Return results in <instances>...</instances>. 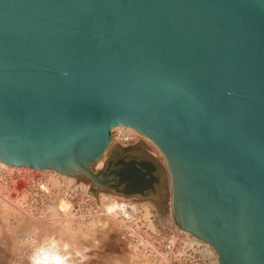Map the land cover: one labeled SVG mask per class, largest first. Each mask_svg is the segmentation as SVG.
I'll return each instance as SVG.
<instances>
[{"label":"water","instance_id":"obj_1","mask_svg":"<svg viewBox=\"0 0 264 264\" xmlns=\"http://www.w3.org/2000/svg\"><path fill=\"white\" fill-rule=\"evenodd\" d=\"M117 126L161 153L181 231L264 264V0H0V162L108 188Z\"/></svg>","mask_w":264,"mask_h":264},{"label":"rangeland","instance_id":"obj_2","mask_svg":"<svg viewBox=\"0 0 264 264\" xmlns=\"http://www.w3.org/2000/svg\"><path fill=\"white\" fill-rule=\"evenodd\" d=\"M149 145L140 138L128 147L112 140L99 168L96 162L89 167L104 182L120 159L152 162L155 181L140 195L124 197L114 183L106 188L77 177L69 181L52 170L24 168V180L11 192L13 206L0 212V264H32V252L48 246L65 255L66 264H212L175 224L166 164ZM100 194L133 199L135 210L128 216L107 213ZM65 202L69 208L59 210Z\"/></svg>","mask_w":264,"mask_h":264},{"label":"bare ground","instance_id":"obj_3","mask_svg":"<svg viewBox=\"0 0 264 264\" xmlns=\"http://www.w3.org/2000/svg\"><path fill=\"white\" fill-rule=\"evenodd\" d=\"M122 129H125L124 127L122 126H117L115 128L112 129L111 132H115V131H118V130H122ZM129 130L133 131L135 135H138V137L140 139H143L145 140L146 142H148L153 148H154V151H159L148 139H146L144 136H142L141 134L137 133L136 131L128 128ZM112 138L111 140L109 141L104 153H106V151L112 146ZM142 141V140H141ZM144 143V141H143ZM146 144V143H145ZM149 145V146H150ZM104 155V154H103ZM103 155L102 157L95 163L96 164V167L95 168H99L100 164H101V159L103 158ZM95 166V165H94ZM26 169V168H25ZM167 169V168H166ZM29 170V169H28ZM43 172V171H41ZM69 181H73L72 178H67ZM168 187H169V192H170V180H169V177H168ZM102 194V193H101ZM100 194V197L102 196L104 201H106L104 204L105 208H106V211H108L107 213H109V211H113V210H116L118 211L119 213H122L123 215L125 216H128L130 213H133V211L135 210V207L133 204V202H135L133 199H127V198H124V197H117V196H112L109 195L106 197V195H101ZM101 199V198H100ZM171 199V198H170ZM103 201V200H102ZM103 201V202H104ZM171 202V200H170ZM68 204L65 202V203H60V206H59V210H65L67 208ZM171 206V205H170ZM69 208V206H68ZM171 209V208H170ZM66 211V210H65ZM111 213V212H110ZM135 213V212H134ZM114 214V213H113ZM132 216V215H131ZM35 231V230H34ZM37 231V230H36ZM181 233L184 234L185 237L187 238H191L193 241L197 242L199 241L197 238H195L193 235L189 234V233H186V232H183L181 231ZM198 243V242H197ZM51 244V243H50ZM208 245V244H206ZM32 246V245H31ZM30 246V247H31ZM42 246V245H41ZM27 248V247H26ZM54 250V249H53ZM206 254L210 256V258L212 260H215L216 259V255H215V252L213 250V248L211 246H206ZM65 256V255H64ZM64 256H61L57 251H52V249H50V247L48 246V248H44V247H39V248H36V250H34L31 254V262L32 264H66V260H63L65 257ZM22 257V256H21ZM64 257V258H62ZM213 264H217L216 261L213 262Z\"/></svg>","mask_w":264,"mask_h":264},{"label":"built area","instance_id":"obj_4","mask_svg":"<svg viewBox=\"0 0 264 264\" xmlns=\"http://www.w3.org/2000/svg\"><path fill=\"white\" fill-rule=\"evenodd\" d=\"M136 134V133H135ZM133 131L128 128L112 132L111 138L120 144L121 146L128 147L134 145L138 142V135H135ZM27 170V169H26ZM24 168H14L7 166L0 162V212L8 207H12L14 203V198L11 197V192H16V186L20 185L24 179L21 171H26ZM31 171V170H29ZM184 235L183 233H181ZM187 238V237H186ZM198 242V243H197ZM194 242V244L199 247L205 255L211 260L212 264L215 260H212L206 253V245L201 241Z\"/></svg>","mask_w":264,"mask_h":264},{"label":"trees","instance_id":"obj_5","mask_svg":"<svg viewBox=\"0 0 264 264\" xmlns=\"http://www.w3.org/2000/svg\"><path fill=\"white\" fill-rule=\"evenodd\" d=\"M114 166L120 168H132L119 176L120 183L126 182L123 188L125 195L141 194L152 186L155 181V165L148 160H124L120 159ZM113 171H110V173Z\"/></svg>","mask_w":264,"mask_h":264},{"label":"flooded vegetation","instance_id":"obj_6","mask_svg":"<svg viewBox=\"0 0 264 264\" xmlns=\"http://www.w3.org/2000/svg\"><path fill=\"white\" fill-rule=\"evenodd\" d=\"M126 161V160H125ZM118 162V161H117ZM119 169H123V168H120L119 166H114L113 169L111 171H115V170H119ZM129 180H127L126 182H121L120 183V180H119V177L117 178V180L114 182L115 185H121L123 184V188L125 187V184L128 183Z\"/></svg>","mask_w":264,"mask_h":264}]
</instances>
